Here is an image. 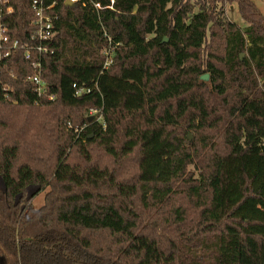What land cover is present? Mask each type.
Returning <instances> with one entry per match:
<instances>
[{"label":"trees","instance_id":"obj_1","mask_svg":"<svg viewBox=\"0 0 264 264\" xmlns=\"http://www.w3.org/2000/svg\"><path fill=\"white\" fill-rule=\"evenodd\" d=\"M226 1L186 9L189 54L163 66L157 0H45L43 96L32 0L0 2L19 42L0 62V264H264V14L230 0L240 26Z\"/></svg>","mask_w":264,"mask_h":264},{"label":"rangeland","instance_id":"obj_2","mask_svg":"<svg viewBox=\"0 0 264 264\" xmlns=\"http://www.w3.org/2000/svg\"><path fill=\"white\" fill-rule=\"evenodd\" d=\"M254 2L264 14V0H254ZM188 8L190 12H196L199 8V0H157L148 33V45L153 63L173 66L183 63L188 56L186 47L191 44L193 34V23L189 12H186ZM224 13L231 21L240 26L245 25L236 3L227 0L224 4ZM202 76L201 79L205 80ZM189 137L192 139L191 133ZM0 189H4L1 176ZM28 189L31 194L37 190V186L31 185ZM45 193L46 190H42L34 196L36 206L42 205Z\"/></svg>","mask_w":264,"mask_h":264},{"label":"built area","instance_id":"obj_3","mask_svg":"<svg viewBox=\"0 0 264 264\" xmlns=\"http://www.w3.org/2000/svg\"><path fill=\"white\" fill-rule=\"evenodd\" d=\"M75 3L79 0H70ZM0 2L6 3L8 0H0ZM97 9L101 8L100 3L94 4ZM32 10L35 14V30L34 36L38 38L39 44H37L34 49V53L30 48H26L25 56L28 60H31V66L34 69V73L28 78L33 82L35 90L38 96L46 95L47 85L42 77V60L44 54L48 51V48L43 44L45 41H50L55 35L53 20L57 17L50 12V9L53 5H47L45 0H32L31 3ZM11 11L12 8L7 9ZM19 47L18 40H12L9 34L8 26L3 21V11L0 10V62L2 59L7 58L11 52ZM106 61L105 67L111 63V53L106 51ZM91 91L90 88L87 89H78L77 94L83 92ZM50 99L54 98V95L49 96ZM97 110H92L91 114L97 113Z\"/></svg>","mask_w":264,"mask_h":264},{"label":"water","instance_id":"obj_4","mask_svg":"<svg viewBox=\"0 0 264 264\" xmlns=\"http://www.w3.org/2000/svg\"><path fill=\"white\" fill-rule=\"evenodd\" d=\"M66 4L67 5H73L74 3L71 2L70 0H66ZM241 56H243V54ZM202 78L205 79V80H207L209 78V74L207 73V74L203 75ZM89 119L91 120L92 119V116H90Z\"/></svg>","mask_w":264,"mask_h":264}]
</instances>
